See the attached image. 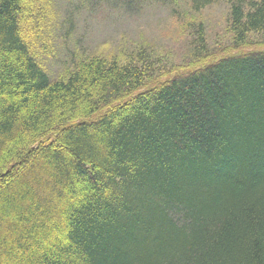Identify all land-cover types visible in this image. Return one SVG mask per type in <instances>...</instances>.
Wrapping results in <instances>:
<instances>
[{
    "label": "trees",
    "instance_id": "trees-1",
    "mask_svg": "<svg viewBox=\"0 0 264 264\" xmlns=\"http://www.w3.org/2000/svg\"><path fill=\"white\" fill-rule=\"evenodd\" d=\"M228 1L54 80L49 0H0V264H264V0Z\"/></svg>",
    "mask_w": 264,
    "mask_h": 264
},
{
    "label": "rangeland",
    "instance_id": "rangeland-1",
    "mask_svg": "<svg viewBox=\"0 0 264 264\" xmlns=\"http://www.w3.org/2000/svg\"><path fill=\"white\" fill-rule=\"evenodd\" d=\"M50 26L40 45V61L57 80L77 57L116 56L145 48L183 58L192 34L190 20L203 23L209 37L225 28L230 2L219 0L201 13L192 12L191 0H49ZM196 23L193 24V26ZM220 34V33H219ZM42 49L40 46H38ZM179 50H176V48ZM172 51V52H171ZM124 52V53H123Z\"/></svg>",
    "mask_w": 264,
    "mask_h": 264
},
{
    "label": "bare ground",
    "instance_id": "bare-ground-1",
    "mask_svg": "<svg viewBox=\"0 0 264 264\" xmlns=\"http://www.w3.org/2000/svg\"><path fill=\"white\" fill-rule=\"evenodd\" d=\"M30 28V27H29Z\"/></svg>",
    "mask_w": 264,
    "mask_h": 264
}]
</instances>
